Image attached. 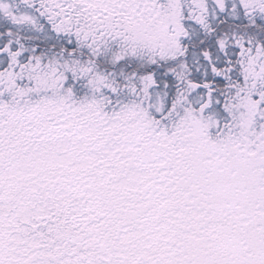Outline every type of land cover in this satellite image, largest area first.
Listing matches in <instances>:
<instances>
[{
    "label": "snow or ice",
    "instance_id": "1",
    "mask_svg": "<svg viewBox=\"0 0 264 264\" xmlns=\"http://www.w3.org/2000/svg\"><path fill=\"white\" fill-rule=\"evenodd\" d=\"M0 264H264V0H0Z\"/></svg>",
    "mask_w": 264,
    "mask_h": 264
}]
</instances>
